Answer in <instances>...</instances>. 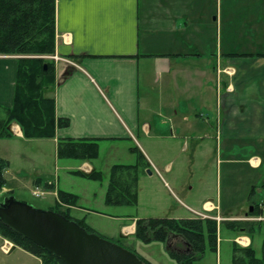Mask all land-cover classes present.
<instances>
[{
    "label": "crops",
    "instance_id": "crops-1",
    "mask_svg": "<svg viewBox=\"0 0 264 264\" xmlns=\"http://www.w3.org/2000/svg\"><path fill=\"white\" fill-rule=\"evenodd\" d=\"M52 56L58 60L47 98L55 101L56 117L70 124L57 129L54 139L35 140L53 141L56 156L58 140L66 138L127 146L130 153L143 156L150 176L193 214L171 218L208 214L220 224L219 232L222 226L228 228L224 240L232 251L253 248L257 255L254 235L264 229V199L255 201L264 196V0H56ZM18 61L19 57L0 55V107L14 105ZM10 130L13 137L0 141H34L25 139L16 123ZM176 147L182 154L193 148L192 159H186L193 169L182 177L186 187L176 170L177 164L185 167V158ZM211 158L220 189L225 180V201L221 191L213 194L207 173L198 182H203L198 199L184 194L194 189L188 187L190 179ZM8 161L3 195L12 194L18 201L17 196L45 201L54 195L56 203L59 188L40 175L21 182L22 187L11 184L6 175L13 162ZM37 165L35 173L44 170L42 163ZM97 169L95 160L77 167L85 176ZM26 170L20 167L17 174ZM35 189L44 196L35 197ZM238 197L237 212L232 204ZM88 217L79 220L104 235V230L88 224ZM142 218L152 217L110 218L120 224L109 234L135 245L136 221ZM247 218L252 222L249 232L229 224ZM170 245L185 249L177 237ZM141 258L150 262L148 255Z\"/></svg>",
    "mask_w": 264,
    "mask_h": 264
},
{
    "label": "trees",
    "instance_id": "trees-1",
    "mask_svg": "<svg viewBox=\"0 0 264 264\" xmlns=\"http://www.w3.org/2000/svg\"><path fill=\"white\" fill-rule=\"evenodd\" d=\"M55 51L56 0H0V55L52 56ZM18 64L14 105L9 109L0 107V140L13 137L10 127L14 123L21 127L25 139H54L56 130L68 127L70 122L56 117L54 99L44 95V90L52 87L55 82V77L51 74L53 65L43 58H20ZM99 149L96 139H59L57 158L79 162L93 161L98 159ZM9 167V161L0 157V195L7 185L5 173ZM72 174L95 182L102 183L104 180L100 171L89 176L79 171ZM137 184L138 177L134 166H113L105 196L106 205L136 207ZM46 188L54 189L49 184H46ZM9 197L12 194L4 195L0 202ZM78 201L77 195L58 190L52 211L76 222L88 233L98 234L90 229L85 220H75L70 215L71 208L78 207ZM229 224L237 230L249 232L252 222ZM219 225L213 219L142 218L136 221L135 238L146 245L155 242L166 245L169 257L177 264H195L203 259L208 248L217 252ZM0 236L38 258L41 264H65L44 248L14 232L1 220ZM174 237L183 241L185 249L177 250L170 245ZM119 242L116 244H120ZM141 260L150 264L143 258ZM232 264H264V240L261 257L256 255L253 248H234Z\"/></svg>",
    "mask_w": 264,
    "mask_h": 264
},
{
    "label": "rangeland",
    "instance_id": "rangeland-1",
    "mask_svg": "<svg viewBox=\"0 0 264 264\" xmlns=\"http://www.w3.org/2000/svg\"><path fill=\"white\" fill-rule=\"evenodd\" d=\"M15 56L19 57V59L43 58L48 64L50 63L53 65L54 70L51 74L53 76L55 75V63L57 62L55 60H58L56 56ZM50 91V87L45 89L44 95L46 97H49V95L51 96ZM152 101L154 103L155 100ZM132 145L130 146L134 147ZM176 149L179 152V155L185 158L183 163V166L185 167L182 169L181 165L179 166L177 164L178 167H176V170L178 173L177 175L180 178V183L186 187L185 180L182 177L186 175V172L190 173V170L193 169L190 163L186 164V159H189L188 157L192 159L194 154L193 148H191V152L184 154L179 151V147H176ZM144 156L146 155L144 154ZM0 157L7 160H12L13 168L6 176L10 183L14 184L15 186L22 187L21 182H32L35 176L40 175L45 182L51 181L53 184H55L57 190L59 188V190L77 195L79 197L78 207H74L75 209L71 208L70 215L75 220L89 216L88 224L93 223V225H95L97 228L104 230V235H99L114 243L119 242L118 240L120 239L118 236L113 238L109 233L118 231L120 222L114 221L110 218L115 217L129 219L136 217L139 214L142 217L150 216L152 218L173 219L174 217L188 218L193 215L178 204V200L169 189L163 188L159 181H156L150 176L148 169H146V161L144 158H142L143 156L139 157V154L130 153L127 146H125V148L122 146H111L109 143L100 145L99 157L97 160H95V164L98 168L97 171L103 173L104 180L102 183L89 179H83L72 174L73 172H77V167L79 166L80 162L76 160L58 159L56 156V145L51 140L0 141ZM37 163H42L44 166V170L39 173H35V168L39 166ZM115 165L134 166L136 168L138 177L137 194L139 200V204H137L136 207H109L105 204V196L110 182L111 168ZM20 167H25L27 169L25 174H17V170ZM70 168L73 170H70ZM149 169L154 172L153 168ZM216 171L217 168L215 160L211 158V161L208 164L205 163L203 167L196 170V174L193 175V179H190V184H188V187L190 188L192 185H194V189L192 191H188L187 188V191H185L184 194L188 192L193 196V198L198 199L197 194H199V185L203 184V182L200 184H198V182L203 177L202 174L207 173L209 177L211 175L212 178V180L209 181L213 194L221 191L223 195L222 198L225 201V180L222 179V185L220 189V186L218 187V185H220V180ZM15 175H17L19 178L12 181V177ZM262 181V179L257 181L258 187L262 185ZM173 189L175 191V187ZM33 195L37 198H42L44 196V192L40 189H35L33 191ZM177 195L185 200L182 195ZM3 196L4 195L2 191L0 198ZM48 198L49 200L46 199L44 201L40 199L36 200L29 197L21 198L20 196H17V199H19L20 202L28 204L38 210L52 211L55 208V203L53 202L55 197L54 195H51L48 196ZM239 199L240 197L235 199V202L232 204L235 207L234 210L237 212L240 208ZM262 199H264L263 195L258 196L257 199L255 197L256 203H259ZM187 202L192 204L189 200H187ZM158 204L161 206H158ZM247 220L249 221V218H247ZM227 232L228 228L226 226H222L219 232V238L221 237V241L217 250L218 252H212V250L208 248L203 259L197 261L195 264H232V247L227 243L226 240H224L228 234ZM262 235H264V229L262 232L254 235V248L256 249L257 255L259 257H261L262 254V244L264 238ZM6 242L13 246L11 251L7 254L1 249V247L5 245ZM135 242V245H128L127 242H119V245L131 251L140 259H142L141 257L143 256H150L149 261L152 264H176L165 252V249L168 248L165 247L166 245L157 242L146 245L142 242H139L138 240ZM0 264L41 263L39 260L27 254V252L25 253V251L20 250V248L18 249V247L12 241L3 238V241L0 240Z\"/></svg>",
    "mask_w": 264,
    "mask_h": 264
},
{
    "label": "water",
    "instance_id": "water-1",
    "mask_svg": "<svg viewBox=\"0 0 264 264\" xmlns=\"http://www.w3.org/2000/svg\"><path fill=\"white\" fill-rule=\"evenodd\" d=\"M0 220L65 264H145L128 249L88 233L76 222L53 211L38 210L14 197L0 202Z\"/></svg>",
    "mask_w": 264,
    "mask_h": 264
},
{
    "label": "built area",
    "instance_id": "built-area-1",
    "mask_svg": "<svg viewBox=\"0 0 264 264\" xmlns=\"http://www.w3.org/2000/svg\"><path fill=\"white\" fill-rule=\"evenodd\" d=\"M196 216H197V218L199 217V218L204 219V220L205 219H214L213 217L209 216L208 214H203V213H196ZM217 219L220 220L219 218H217ZM12 247H13L12 245H10L8 242H6L5 245H3L1 247V249L4 253L7 254L11 251Z\"/></svg>",
    "mask_w": 264,
    "mask_h": 264
}]
</instances>
